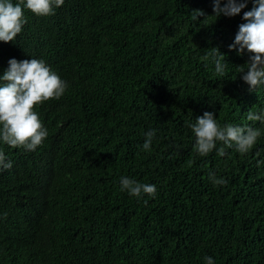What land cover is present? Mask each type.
Masks as SVG:
<instances>
[{
    "label": "trees",
    "instance_id": "16d2710c",
    "mask_svg": "<svg viewBox=\"0 0 264 264\" xmlns=\"http://www.w3.org/2000/svg\"><path fill=\"white\" fill-rule=\"evenodd\" d=\"M11 2L27 22L0 41V76L9 59H37L68 87L35 106L48 135L34 151L0 140L12 164L0 171V264H264V125L246 118L264 110V86L250 93L236 68L249 54L229 51L253 0L216 20L213 0H64L50 16ZM204 112L261 136L246 154L221 156L217 142L200 156L188 124ZM121 177L155 185V198L122 192Z\"/></svg>",
    "mask_w": 264,
    "mask_h": 264
},
{
    "label": "clouds",
    "instance_id": "9594fccd",
    "mask_svg": "<svg viewBox=\"0 0 264 264\" xmlns=\"http://www.w3.org/2000/svg\"><path fill=\"white\" fill-rule=\"evenodd\" d=\"M248 0H213L210 17L215 20L221 16L235 17L247 7ZM64 0H25L24 8L37 16H50L55 14V9L62 6ZM191 19L197 22L199 17H205L202 10H193ZM242 20L244 23L238 26L234 41L229 45V51L243 55L249 54L246 63L247 70L243 66L236 67L241 73L240 77L248 85V91L255 93L264 86V0H253L251 10L244 11ZM24 11L19 3L13 4L11 0H0V41L13 42L26 23ZM205 59L211 58L215 64V73L223 77L226 74L228 63L225 56L218 48H211ZM245 65V64H244ZM0 140L12 148H23L26 151H34L46 139L47 129L42 127L35 106L52 99H59L65 93L68 84L53 72L42 60L27 59L17 61L12 58L8 61V68L0 76ZM248 121H259L264 125V110L259 113L249 110L246 116ZM196 139V151L200 156H207L221 142L223 147L218 149V154L224 155V148H233L241 154L248 153L257 143L261 131L254 127H240L233 125L219 126L211 112H204L196 117L194 123H189ZM156 130L145 133L142 148L150 151ZM12 167L4 152L0 150V171ZM209 180L214 185H226L223 178H216L209 172ZM120 190L126 191L137 199L143 196L155 198L156 186L141 184L129 177L120 178ZM146 202V201H145ZM205 264H215L211 257H205Z\"/></svg>",
    "mask_w": 264,
    "mask_h": 264
}]
</instances>
